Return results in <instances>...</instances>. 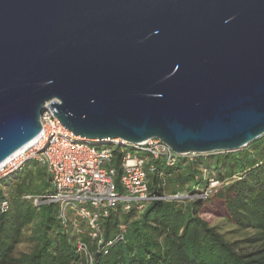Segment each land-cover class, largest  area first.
Returning a JSON list of instances; mask_svg holds the SVG:
<instances>
[{"label": "water", "instance_id": "obj_1", "mask_svg": "<svg viewBox=\"0 0 264 264\" xmlns=\"http://www.w3.org/2000/svg\"><path fill=\"white\" fill-rule=\"evenodd\" d=\"M47 104L85 140L240 151L264 135V0H0V165Z\"/></svg>", "mask_w": 264, "mask_h": 264}, {"label": "trees", "instance_id": "obj_2", "mask_svg": "<svg viewBox=\"0 0 264 264\" xmlns=\"http://www.w3.org/2000/svg\"><path fill=\"white\" fill-rule=\"evenodd\" d=\"M127 146L124 151H132ZM122 148H113L112 165L119 170ZM147 175L150 196L160 197L165 189L173 195L204 191L209 181L218 182L204 200L155 199L142 211L117 208L102 223L105 241L114 239L124 226L123 239L98 252L90 264H264V135L241 151L194 156H176L172 165L162 159L152 162ZM211 176H205L203 173ZM118 182V177L116 179ZM46 167L27 161L22 170L0 179V264H81L78 236L70 237L57 217L56 205L34 206L27 195L51 191ZM213 214L239 229L256 234L230 241L216 225L203 217ZM29 243L28 252L17 246ZM73 243V244H72ZM250 248V249H248Z\"/></svg>", "mask_w": 264, "mask_h": 264}, {"label": "built area", "instance_id": "obj_3", "mask_svg": "<svg viewBox=\"0 0 264 264\" xmlns=\"http://www.w3.org/2000/svg\"><path fill=\"white\" fill-rule=\"evenodd\" d=\"M40 124L41 131L37 138L0 165V179L22 170L30 160L46 167L51 191L24 198L34 206H57V217L62 228L67 232H76L78 236L76 248L84 259L81 264H90L93 257L89 245L82 240L83 236L103 254L115 241L123 239L124 226L119 227L120 231L114 239L107 241L101 231L103 221L117 208L125 212L142 211L148 202L155 199H181L179 194L149 195L147 175L154 171L152 162L162 159L167 165H172L177 156L160 140L151 139L130 145L116 140L101 142L81 139L60 125L48 104L40 117ZM115 146L122 148L120 172L112 165ZM127 146H131L132 151H124ZM211 183L218 185L213 180ZM208 192L204 194L207 196ZM0 208L5 211L6 202H2Z\"/></svg>", "mask_w": 264, "mask_h": 264}, {"label": "rangeland", "instance_id": "obj_4", "mask_svg": "<svg viewBox=\"0 0 264 264\" xmlns=\"http://www.w3.org/2000/svg\"><path fill=\"white\" fill-rule=\"evenodd\" d=\"M214 154H222V153H214ZM214 154H201V155L188 154V155L183 156V157H185V158L186 157L187 158H193L194 156H208V155H214ZM203 173H204L205 176H211V175H207V173H205V170H203ZM210 180L212 181V179H210ZM211 181H209V183H211ZM217 186L218 185H216L214 183V185L212 184L211 187L212 188H216ZM208 190H210L209 187H207L204 191H200V192H197V193L191 194V195L179 193V197H181V199H199V200H204L206 198V195L204 193L208 192ZM172 192L173 191H171L169 189H165L164 195L165 196L173 195ZM208 194H209V192H208ZM203 217L208 221L209 224L216 225L220 229V231L222 233H224L226 235V237L230 241H241L238 244V246H240V247L244 246V242L243 241L246 238L252 237V236H254L256 234L255 230H253L251 228H247V229H244V230L239 229L236 225L228 223L223 218L217 217V216H215L213 214H205V215H203ZM69 235H70V237H73V236H76L77 234H76V232H74V233H69ZM248 249H250V248H248ZM29 250H30V244L29 243H21V244H19L17 246V252H20V251L28 252Z\"/></svg>", "mask_w": 264, "mask_h": 264}, {"label": "bare ground", "instance_id": "obj_5", "mask_svg": "<svg viewBox=\"0 0 264 264\" xmlns=\"http://www.w3.org/2000/svg\"><path fill=\"white\" fill-rule=\"evenodd\" d=\"M114 140H116L117 141V139H114ZM17 154H15L14 156H16Z\"/></svg>", "mask_w": 264, "mask_h": 264}]
</instances>
